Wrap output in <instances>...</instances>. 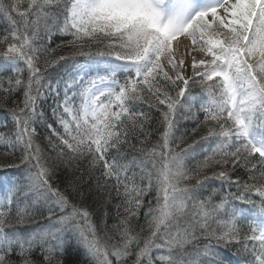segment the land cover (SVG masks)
I'll return each mask as SVG.
<instances>
[{
    "label": "snow or ice",
    "instance_id": "obj_1",
    "mask_svg": "<svg viewBox=\"0 0 264 264\" xmlns=\"http://www.w3.org/2000/svg\"><path fill=\"white\" fill-rule=\"evenodd\" d=\"M0 14V264H264V0Z\"/></svg>",
    "mask_w": 264,
    "mask_h": 264
},
{
    "label": "trees",
    "instance_id": "obj_2",
    "mask_svg": "<svg viewBox=\"0 0 264 264\" xmlns=\"http://www.w3.org/2000/svg\"><path fill=\"white\" fill-rule=\"evenodd\" d=\"M6 27H7V22H6L5 18L3 17V15L0 14V41H2L4 36L6 35V32L4 31ZM60 39H61L60 36L53 37L52 46H54L56 43H59ZM3 47H6V46H0V50H3ZM2 115H3V112H0V116H2ZM200 118L202 119L203 117L201 116ZM192 127H195L194 122L181 121V125L179 126V131L182 133V132H184L185 129H191ZM0 130H2V129H0ZM58 131H60L62 133V129L58 128ZM0 151H3V149L0 148ZM205 154H206V152H203L201 154L191 156V157L187 158V162L191 163L195 159L201 158V156H203ZM9 171H12V170H9Z\"/></svg>",
    "mask_w": 264,
    "mask_h": 264
},
{
    "label": "rangeland",
    "instance_id": "obj_3",
    "mask_svg": "<svg viewBox=\"0 0 264 264\" xmlns=\"http://www.w3.org/2000/svg\"><path fill=\"white\" fill-rule=\"evenodd\" d=\"M196 2L198 7H204L214 3V0H196ZM207 147H208L207 144L198 145L196 149H194L193 152L190 153L187 158L206 152Z\"/></svg>",
    "mask_w": 264,
    "mask_h": 264
}]
</instances>
